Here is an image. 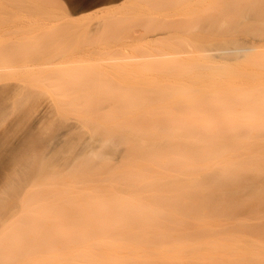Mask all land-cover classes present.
Returning <instances> with one entry per match:
<instances>
[{
	"label": "bare ground",
	"instance_id": "1",
	"mask_svg": "<svg viewBox=\"0 0 264 264\" xmlns=\"http://www.w3.org/2000/svg\"><path fill=\"white\" fill-rule=\"evenodd\" d=\"M158 23L144 37L151 42L163 40L167 42L165 47L143 48V59L120 50L124 55L120 58L130 59L136 69H132L133 64L127 67L128 60L122 65L107 63L113 59V47L99 43L97 49L93 42L92 47L82 40L80 45L81 38L75 40L79 43L73 40L69 44L76 48L68 46V54L79 59L68 64L90 61L95 66L100 61L102 65L96 67L102 66L110 78L125 67L121 79L127 82L123 85H118V78L115 84H99L102 78L97 73L75 74L80 68H63L62 72L52 53L17 51L0 56L9 60L0 65V264H264V224L239 219L249 213L259 221L264 212V151L249 149L256 141L264 142V44L238 47L241 39L218 38L215 29L203 36L205 31L199 24L185 20L168 30H162L166 22ZM100 46L108 49L100 50ZM232 54L245 57L229 65L212 62L213 58ZM154 63L166 67L198 64L211 71L190 77L196 91L181 79L170 87L174 91L170 94L161 82L164 77L154 76L156 69L149 66ZM166 67L157 69L177 71ZM218 70L219 76L214 74ZM59 80L69 83L58 89ZM58 92L96 107L118 101L130 109L118 108V129L110 118L105 119L107 130L114 131L104 138L99 126H90L95 150L62 168H58L60 142L54 131L63 102ZM92 94L99 97L95 99ZM32 97H44L46 101L34 109L29 106ZM178 104L188 109L174 110ZM153 112L165 119L161 129L172 133L161 135L166 150H157L145 141L135 126L120 125ZM15 115L31 124L25 125V133L15 136L16 141L11 140L13 144L7 130L15 122ZM175 119L183 121L186 128ZM158 130L150 126L147 132L158 139ZM221 130L227 138L222 139ZM227 141L244 147L245 154H234ZM119 144L126 150L120 165L115 166L108 161L106 151ZM169 161L186 163V171L165 172L164 164ZM148 168H158L165 175L148 172ZM126 170L143 177L125 185L116 182L117 174ZM74 172L111 174L92 179L97 187L78 184L72 178L76 177ZM61 200L78 211H59ZM162 215L194 219L197 229L183 231L186 241L152 244L167 233L160 228L163 224L156 222ZM220 215L232 220L241 231L239 238L193 237L220 225ZM55 242L62 246L54 247Z\"/></svg>",
	"mask_w": 264,
	"mask_h": 264
},
{
	"label": "rangeland",
	"instance_id": "2",
	"mask_svg": "<svg viewBox=\"0 0 264 264\" xmlns=\"http://www.w3.org/2000/svg\"><path fill=\"white\" fill-rule=\"evenodd\" d=\"M180 20L188 21L190 24H199L200 28L205 31L203 32V36L209 34V32L207 33L206 31L215 29L213 33L217 35L218 38L230 37L241 39L238 47H250L254 44H264V0H0V56H5L4 53L6 52L17 51L21 53H52L56 60V67L61 69L60 71L62 72L63 68L67 71L68 69L70 70V68L71 70L73 68H80L77 70L78 72L74 69L77 72H75V74L97 73L102 78L99 84H103L107 81L115 84L118 78V85H123L127 82L121 79L124 78V66V68L119 70L118 75H111L114 78H110L106 76L104 70L101 69L102 66L100 67V65L102 64L100 61H98L99 63L97 64L92 63L95 64V66H92L90 61L88 63L89 66L86 62H83V65L80 64L81 62L74 63L75 65L72 63L68 64L69 60L73 62L79 59L77 55L74 54V56H72L73 54L69 55L67 52L71 41V44H73V40L75 41L81 38L80 43L75 42L80 45L82 41L83 44H90V46L95 44L97 46L94 47L97 49H99V43L108 47H113L110 54L113 59L107 61V63L117 62L122 65V62L125 63V61L127 62L128 60H122V58H120L124 56L120 51L122 48L125 49L128 54H136L139 58L143 59L145 56H140L144 54L143 48H148L149 46L153 48H163L167 44V42L163 40L151 42L148 38L144 37V34L148 30H154L159 26L160 23L158 22H166L167 25L163 26V28L166 29H159L168 30L169 28L176 27V23ZM165 41H167V39H165ZM86 45L83 47L86 48ZM105 46H103L104 48L102 49L106 51L108 48ZM72 47L75 46L72 45ZM102 49L100 46V50ZM246 55L248 58L250 54L247 53ZM244 57L245 56L242 54L225 55L213 58L212 62L215 61L216 63L221 62L224 64L237 63L244 59ZM129 60L126 65L133 64L132 69H136L134 63H129ZM8 61L9 60L0 59V65H4L8 63ZM98 64H100L99 67H96ZM158 64L162 65V63H157V65L154 63V65L151 64L149 66L157 70H154L155 77H164L161 78V82L164 83L166 90L170 94L174 92L170 87L181 82V79H184L191 91H196L195 82H192L190 77L195 76V74L198 75L199 73L211 71L210 69L200 68L198 64L189 65L188 67L185 65V67H181L182 64L179 65L180 63L169 67L159 66ZM127 67L131 68V66L128 65ZM164 67L177 71L175 73L172 70L163 72L157 69ZM82 68L86 70H82ZM88 69H91L93 72ZM107 69L109 70V68ZM161 72L165 75H162ZM186 73L189 76L183 75ZM218 73L221 74V71H214V74L217 76H219ZM261 78L264 79V75L261 76ZM246 79H249V77H246ZM66 83L69 82L59 80L58 89L64 87L63 85ZM65 90H67V88ZM58 93L61 94L59 96L62 97L63 102L60 103L54 121V131L59 137L58 140L60 142V155L58 154L57 156L58 168H62L74 159H79L78 157L84 156L83 154H86V152L95 150L94 133L89 130L90 126H95L97 128L99 126L101 135L104 134L102 138H104L107 133L114 131V129L107 130L109 126H105L108 125L105 119L110 118L113 123L117 124L116 128L118 129V121L120 120L118 118V108H122L124 111H130V109L125 103L118 101L117 104H111V101H109V103L106 101L102 103L101 106L96 107V105L88 104L77 97L69 98L63 96L61 92ZM92 96L94 98L96 96L95 99H97L99 94H95V96L92 94ZM29 100V106L34 109H37V107L41 106L46 101L44 97H32ZM228 102L236 106L234 102L229 100ZM181 105L182 104L175 105L174 110L188 109L186 106ZM19 117L20 116L17 115L13 117L15 122L12 123L7 130V138L9 137L10 142H12L11 140H13L15 136L19 137L22 135L21 133L23 130L26 132V128L31 124L29 120V122L26 120L21 121ZM11 118L12 114L10 120ZM162 118L163 117L158 112H153L150 116L142 115L140 118L134 119L131 123H121L120 125L123 127L135 126L138 131L140 130L141 137L145 141H149L157 150H166L167 146L161 135L168 137L172 133L167 129H161L160 123L165 121V119L162 120ZM175 121L186 128V124L183 121L178 119H175ZM19 124L20 126H18ZM25 125L29 126L25 127ZM150 126L159 129L158 131H160V133L156 136L158 139H154V137L148 134L149 132H147V130ZM236 128L240 130L238 126ZM68 130H70L69 134L66 135ZM220 134L222 135V139L227 138V134H225L224 130H221ZM16 140L15 138L13 142ZM226 143L234 154H245L246 149L241 145L234 143V141H227ZM249 147L251 150L257 149L264 151V142L256 141ZM125 150V147L120 144L114 150H107L106 154L108 161L112 165H120L121 162H119V160ZM164 165L166 167L165 172L169 173L183 172L186 171L185 169L187 167L186 163H178L176 161H169ZM144 168L147 167L144 166ZM146 170L158 175H165L158 168L155 170L148 168ZM158 171L161 172L159 173ZM74 173H77L76 177L72 178L78 181V184L87 186H97L98 184L92 179L99 177L108 178V174H111L98 173L93 176L84 172ZM78 173L81 174L78 175ZM142 177L143 175L139 172H129L126 170L123 173L117 174L116 182H126L123 184L125 185L134 183L131 181H140ZM62 203L63 204H59L58 206V208L61 209L59 211H71V213H76L75 211H78L77 209H72L73 207L68 205L64 200ZM251 216V214L247 213L239 216V219L249 222H262L264 224V212L259 221L254 220ZM218 219L220 225L216 227L213 225L210 229L203 230L200 234L193 237L200 238L203 235L208 239H217L219 236L227 235L236 238L240 237L241 231L232 224L231 219L222 215H220ZM156 222L162 223L163 226H160V228L163 229V231H167V233L155 242H152L148 237V240L152 242V244L159 243L163 240L186 241L182 235L183 231L197 229L194 219L191 218L184 220L162 215L157 218ZM58 245L62 246V243H54V247ZM43 249L47 251V247ZM194 264L199 263L195 262Z\"/></svg>",
	"mask_w": 264,
	"mask_h": 264
}]
</instances>
